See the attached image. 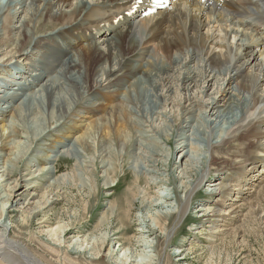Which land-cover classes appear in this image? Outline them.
I'll return each mask as SVG.
<instances>
[{"label": "bare ground", "instance_id": "1", "mask_svg": "<svg viewBox=\"0 0 264 264\" xmlns=\"http://www.w3.org/2000/svg\"><path fill=\"white\" fill-rule=\"evenodd\" d=\"M116 144L132 182L113 202L103 193L107 211L77 231L85 216L66 224L57 191L82 173L119 186ZM69 159L75 172L61 173ZM190 210L210 246L264 211V0L0 2V263L45 264L15 236L39 220L48 250L163 264L160 241ZM189 237L176 264H190Z\"/></svg>", "mask_w": 264, "mask_h": 264}, {"label": "rangeland", "instance_id": "2", "mask_svg": "<svg viewBox=\"0 0 264 264\" xmlns=\"http://www.w3.org/2000/svg\"><path fill=\"white\" fill-rule=\"evenodd\" d=\"M16 68L17 67H15L14 69ZM109 97L110 95H108V98H105L104 101L107 103L109 102L112 103L114 99H109ZM116 97H119L118 100H121L124 98V95L123 96L116 95ZM98 101H102V100H98ZM70 132L73 134L74 130H70ZM75 133H78V131L75 130ZM175 145H177L176 142L174 143L171 142L168 148L174 149ZM107 148H109V145L107 146ZM114 148H115L114 154H117V156L113 157L114 158L113 160H115L113 163L116 164L117 169L113 172V174L111 173V177H113L114 180H117L116 182L120 180L119 186L115 187L117 184L116 183L114 186L115 188L112 191H107L106 189H102L103 187L102 185L104 183H100V181L94 183L93 181L94 176L91 177L92 175L91 173L88 174L82 173L81 174L82 176L80 177V181L63 184L57 191L62 195L63 198L61 203L57 206V210L63 211L62 214L63 216L65 215L66 224L72 225L73 221L76 220L77 217L80 218L85 216L83 217L84 218L83 222L80 221V224L76 226L77 231H80L81 228L84 226H86L85 228H87L88 226L93 228L94 225L97 223V219H100L102 215L107 211L106 209L107 207L104 206L105 201L103 198V193L105 194L108 192L109 194L110 193L113 194V196L108 200V202L109 201L113 202L117 198L121 196H125V192L128 186L130 185V183L132 182L133 174L131 173V170L130 171L125 170L124 172H121L123 160L118 158L119 156H121L122 153L123 154L125 153L126 147L123 144L122 145L116 144ZM93 153H96L95 154L96 157L99 153H101V149L98 147L93 148ZM220 157H223V155L222 154L217 155L213 163L216 171L219 170L220 164L223 162L222 159H219ZM91 158L93 159L94 156L92 155ZM117 159L121 161L119 162L117 161ZM38 161L41 162V160ZM107 161L110 163L112 162L111 159L110 160L106 159V162ZM176 162H179V157L176 158ZM63 163H61L62 168L60 167L61 170H59L61 173L73 174V172H75L73 170V161H71V159L66 160L64 164ZM172 164L173 163H171V168H172ZM124 165L125 164H123V166ZM119 166L121 171H118ZM101 175L102 173L100 172V176ZM98 176L99 175H96L97 178ZM21 183L24 184V182ZM247 187L250 188V186ZM205 190L206 188H202L200 191H197L196 196L197 197L200 196L199 199L207 198L208 195L204 194ZM35 192L40 195L43 193V189H38V191ZM156 192H157L156 190L152 191V193L155 195L157 194ZM208 198H212V197H208ZM199 199H197L195 201L196 203L194 202L193 204L198 205ZM138 209H139V204L138 205L136 204L135 209L132 212L133 214L132 220H135V216L139 211ZM250 212L251 210H247V214H249ZM261 213L259 214L258 219H254V220L244 219V221L242 222L241 221L238 222L237 220H231L230 217H232V215L230 217H225L226 218L225 220H228V222H230L229 220H231V223L236 224L234 227L235 230L233 231L234 233L228 232L224 235L213 234L215 235L214 236L215 239L214 242H212L211 244L213 248H211L209 242L205 243L202 236L200 235L198 229L199 226L198 224L196 225L195 220L191 218L193 216H191L192 212L190 210L186 220L184 222L182 221L181 223H178L177 228L174 231L173 235L169 239L165 238L166 240L167 239L170 240V245L167 247L166 241L164 240L160 241L159 250H161V255L163 257L162 263L176 264V257H174L175 255H172L173 249H176L178 246L180 247L183 244L181 243L182 240L186 241L184 242L185 244L188 243L190 238L189 235H191L193 238H197L196 240L200 242L197 243L190 242V246L187 245V248H189L192 251L191 254L188 255V262L190 264H264V211ZM55 214H56L55 212L52 213V215ZM214 215L215 214L211 216ZM13 216L15 217L16 214H14ZM176 220L177 219L175 217V219H171L169 221L168 224H171L170 228L171 226L174 225V223H176ZM40 222L41 221L39 220H31V221L29 220L27 225L19 229V230H24L23 233L20 234L19 232L15 231V236H20L19 239L26 245L27 248L30 249V252L38 256L39 259L43 261L45 264H108L107 263L108 261L106 259H102L100 262L99 260L86 259V257L77 254H72V255L69 254V256L65 255L67 246L69 245L68 243L65 244V247L62 250H48L46 246L43 245V243L47 244L50 242L47 241L46 237L39 235V233L41 232ZM54 225H52V227ZM195 226H197V228L193 230L192 227ZM241 226L242 228H240ZM128 227L130 228V226ZM130 229L131 230H129V232L126 233L129 234L128 235L125 234V236H128V238L134 237L138 234L136 228L131 227ZM56 251L59 252L56 253Z\"/></svg>", "mask_w": 264, "mask_h": 264}, {"label": "clouds", "instance_id": "3", "mask_svg": "<svg viewBox=\"0 0 264 264\" xmlns=\"http://www.w3.org/2000/svg\"><path fill=\"white\" fill-rule=\"evenodd\" d=\"M0 2H3V0H0Z\"/></svg>", "mask_w": 264, "mask_h": 264}]
</instances>
